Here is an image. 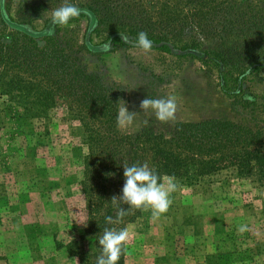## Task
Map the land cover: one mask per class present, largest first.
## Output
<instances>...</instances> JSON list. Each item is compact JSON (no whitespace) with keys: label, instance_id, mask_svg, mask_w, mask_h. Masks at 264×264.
<instances>
[{"label":"rangeland","instance_id":"rangeland-1","mask_svg":"<svg viewBox=\"0 0 264 264\" xmlns=\"http://www.w3.org/2000/svg\"><path fill=\"white\" fill-rule=\"evenodd\" d=\"M113 2L116 17L122 19L125 10L126 21H135V17L157 20L163 3ZM63 3L51 0L48 4L46 0L35 14H16L40 29L52 10ZM249 4L264 7V0ZM12 8L14 16L16 5ZM85 26L83 19L61 26L62 32L55 37L69 43L86 69L128 102L129 111L133 107L139 110L146 96L176 97L174 123L162 124L142 114L139 130L117 127L120 135H135L146 128L167 135L177 122L209 119L264 124L263 75L246 77L241 97L232 100L221 91L216 72L190 58L152 50L145 54L136 48L87 52L82 46ZM162 28L154 23L151 33L166 34L161 37L175 46H195L199 51L211 47L208 38L194 28L185 27L181 34ZM0 34L3 41L12 36L3 27ZM91 41L97 44L100 37L91 34ZM251 100L249 108L240 103ZM10 113L0 115V264H75V257L67 251L72 241L96 262L99 254L92 257L95 240L86 233L84 199L78 185L80 156L86 152L80 139L70 137L55 120L49 136L35 145L39 138L31 136L26 123L13 119ZM224 176L222 172L193 187L178 182L181 187L171 194L172 204L159 220H152L151 210L130 212L122 222V229L127 228L131 237L124 246L123 264H264V189L252 180ZM241 225H247L248 230L239 232Z\"/></svg>","mask_w":264,"mask_h":264},{"label":"trees","instance_id":"trees-1","mask_svg":"<svg viewBox=\"0 0 264 264\" xmlns=\"http://www.w3.org/2000/svg\"><path fill=\"white\" fill-rule=\"evenodd\" d=\"M113 1L72 3L82 13L68 24L85 20L82 46L91 54L136 48L120 36L135 39L144 31L153 43L152 51L190 58L213 69L221 91L232 100L241 97L246 77L264 76V7L251 6V0H161V14L154 21L148 17L126 21L125 10L118 19ZM45 2L0 0V27L12 34L8 41L0 34V115L11 111L10 117L26 123L29 134L39 138L35 145L49 136L55 120L70 137L80 139L86 152L80 156L78 185L84 199L86 233L95 240L93 258L100 255L98 238L104 228L121 230L129 216L118 221L116 205L111 202L113 195L121 194L123 164L147 162L159 175H174L187 187L224 172L225 179L252 180L264 189V124L209 119L177 122L167 135L148 128L135 135H120L116 124L119 93L89 72L69 43L57 40L61 25L49 34L52 15L36 29L16 14H35ZM154 23L171 33L194 28L208 38L211 47L199 51L195 46H175L161 37L166 34L151 33ZM126 28L138 30L131 33ZM91 34L100 37L99 43H92ZM253 102L240 101L246 108ZM106 216L114 222L106 223ZM78 245L72 241L67 249L77 263L95 264ZM123 253L124 248L118 264H123Z\"/></svg>","mask_w":264,"mask_h":264},{"label":"clouds","instance_id":"clouds-1","mask_svg":"<svg viewBox=\"0 0 264 264\" xmlns=\"http://www.w3.org/2000/svg\"><path fill=\"white\" fill-rule=\"evenodd\" d=\"M81 13L82 10L78 6L64 0L63 4L52 10V19L48 29L49 34L53 33L56 25H67L70 20L79 17ZM120 38L142 50L145 54L149 53L153 47L152 41L144 31L139 32L135 39L123 35ZM116 104L118 105L116 124L121 130L129 128L139 130L142 114L152 116L162 124L174 123L177 118L175 96L167 98L146 96L140 101L139 110L133 107L129 111L128 102L123 99L118 100ZM143 122L146 123V121ZM123 178L124 184L121 194L111 197V202L116 205L118 221H122L133 210H151L152 220H159L172 204L171 194L181 187L174 175L161 176L147 162L143 164H123ZM124 205L128 207L125 208ZM105 221L108 224L114 222L112 216H106ZM247 230V225H241L238 229L241 233ZM130 238L127 228L116 230L105 227L98 238L100 255L97 257L95 264H118L123 248ZM73 260L77 264L76 258Z\"/></svg>","mask_w":264,"mask_h":264}]
</instances>
